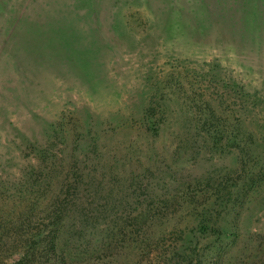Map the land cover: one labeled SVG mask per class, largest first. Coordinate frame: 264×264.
I'll return each instance as SVG.
<instances>
[{"label": "trees", "instance_id": "1", "mask_svg": "<svg viewBox=\"0 0 264 264\" xmlns=\"http://www.w3.org/2000/svg\"><path fill=\"white\" fill-rule=\"evenodd\" d=\"M248 5L204 12L202 38L213 22L251 21L240 35L262 47ZM199 76L203 90L140 93L106 118L78 111L18 133L25 163L0 165V264H264L249 231L264 208V87L226 83L212 63Z\"/></svg>", "mask_w": 264, "mask_h": 264}, {"label": "rangeland", "instance_id": "2", "mask_svg": "<svg viewBox=\"0 0 264 264\" xmlns=\"http://www.w3.org/2000/svg\"><path fill=\"white\" fill-rule=\"evenodd\" d=\"M210 1L0 0V165L18 154L12 146L18 133L29 137L41 120L78 111L106 118L128 109L140 93L149 100L157 90H203L199 75L211 63L226 83L263 88L264 35L262 47L251 44L250 33L240 35L254 30L251 21L213 22L202 38L208 32L204 12L230 4L240 10L243 0L219 7ZM241 10L258 12L254 24L264 28V0H250ZM14 162L18 168L25 163L23 157ZM249 231L264 237V208Z\"/></svg>", "mask_w": 264, "mask_h": 264}]
</instances>
